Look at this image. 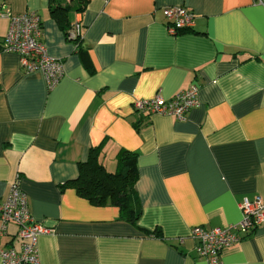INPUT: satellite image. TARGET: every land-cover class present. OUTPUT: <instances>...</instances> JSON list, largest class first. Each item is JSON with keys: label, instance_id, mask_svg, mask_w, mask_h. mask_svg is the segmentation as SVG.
Returning <instances> with one entry per match:
<instances>
[{"label": "crops", "instance_id": "0c3cea01", "mask_svg": "<svg viewBox=\"0 0 264 264\" xmlns=\"http://www.w3.org/2000/svg\"><path fill=\"white\" fill-rule=\"evenodd\" d=\"M51 3L0 0V203L17 183L52 231L39 239L40 264H207L191 230L238 224L245 199L264 201V0H88L66 16L82 27L79 50ZM179 7L195 26L171 35L163 10ZM8 13L41 17L65 69L54 89L3 52ZM192 85L199 105L184 121L135 110ZM95 148L112 173L121 150L137 154L138 227L78 194L73 181ZM222 264H264V226Z\"/></svg>", "mask_w": 264, "mask_h": 264}, {"label": "built area", "instance_id": "2783aa9c", "mask_svg": "<svg viewBox=\"0 0 264 264\" xmlns=\"http://www.w3.org/2000/svg\"><path fill=\"white\" fill-rule=\"evenodd\" d=\"M163 13L171 35L189 32L195 26L196 16L187 8H165ZM7 17L10 25L2 41L3 52L19 54L23 68L29 73L42 72L49 90L54 89L63 78L65 69L61 60L48 54L43 42L41 17L37 13H8ZM70 38L83 40L80 24L73 26ZM198 105L197 85H192L169 100L157 95L152 99L137 100L134 103L137 112L175 117L181 121ZM240 208L242 220L238 224L210 230L195 227L191 230V238L197 244L196 250L207 264H222V256L226 250L264 226V201L261 197L252 201L245 199ZM11 225L16 226V234L9 245L2 246V240L9 234ZM51 232L42 223L35 221L26 194L14 183L7 199L0 203L1 264H40L39 239Z\"/></svg>", "mask_w": 264, "mask_h": 264}, {"label": "trees", "instance_id": "16d2710c", "mask_svg": "<svg viewBox=\"0 0 264 264\" xmlns=\"http://www.w3.org/2000/svg\"><path fill=\"white\" fill-rule=\"evenodd\" d=\"M87 4L88 0H74L73 6L67 0H52L50 6L51 16L78 50L82 41L70 38L72 27L69 28L66 23V16L73 8L78 12L85 11ZM98 153L99 148L91 150L88 161L81 165L80 176L73 181L78 194L93 205L117 207L122 220L138 227L141 209L135 190L138 180L137 154L121 150L117 155V170L112 173L99 162ZM154 233L161 235L158 230Z\"/></svg>", "mask_w": 264, "mask_h": 264}]
</instances>
